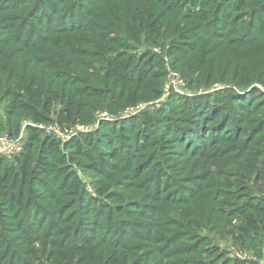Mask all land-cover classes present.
Here are the masks:
<instances>
[{
  "label": "rangeland",
  "instance_id": "1",
  "mask_svg": "<svg viewBox=\"0 0 264 264\" xmlns=\"http://www.w3.org/2000/svg\"><path fill=\"white\" fill-rule=\"evenodd\" d=\"M164 1L154 30L128 39L122 0H0V157L40 152L35 127L69 169L51 166L34 188L65 184L58 207L5 211L0 264H264V0H218L230 6L206 17L210 32L191 30L199 3ZM173 40L183 53L168 52ZM144 53L153 77L131 86L150 98L113 110L107 59ZM28 87L48 120L15 108ZM49 87L58 97L45 109ZM73 92L72 113L81 101L88 121L64 122ZM142 113L162 122L145 127Z\"/></svg>",
  "mask_w": 264,
  "mask_h": 264
},
{
  "label": "trees",
  "instance_id": "2",
  "mask_svg": "<svg viewBox=\"0 0 264 264\" xmlns=\"http://www.w3.org/2000/svg\"><path fill=\"white\" fill-rule=\"evenodd\" d=\"M189 1H191L193 5L195 3H199L200 5L199 12L201 13L198 12L199 14L194 16H198L201 21L197 25H192V27L195 26L194 28L191 27V30L194 31L197 30L196 27L203 22L198 26V29H201L203 32H210L209 29L214 28V24L212 23L214 18L212 20H208L206 17H209V15L214 13L219 14L220 10H222V14H224L226 13L225 9L230 6L229 4H225L229 1L224 2V4H218V0H188V2ZM71 2H69V5H71ZM162 2L165 3L166 1L163 0ZM122 3L125 7L126 16L130 19L128 23V39H131L134 36L141 38V36H144V33L142 32L143 30L150 31L151 28L154 30L157 22L166 14V12L161 9L164 3L158 4L161 3V0H122ZM167 8L170 9L171 5H168ZM231 9H237L236 4L233 2L231 3ZM181 38H183V36ZM180 40H177L176 42L173 40L169 46L168 52L171 53L178 48L177 50L180 53H183L185 48H182L180 45H178V43L182 42ZM101 51L102 53H105L107 51V46L103 45L101 47ZM84 52L87 55H92L91 53L94 51L85 50ZM138 61L139 63L142 62L143 65L138 66ZM138 61L136 59H132L130 55L124 56V54H119L117 57H109L107 59V64L103 71L110 84V90L107 92L110 94L108 99L110 100V98H113L112 103L110 104L113 110L121 106L125 107L127 105L134 104L136 101H142L150 98L149 95H145L143 92L140 93V84H137L134 87L131 86V84L136 83L137 81L148 79L149 76L153 77L151 73L153 68L150 67L152 61L151 54L144 53L141 60ZM132 72H134V75L131 74ZM243 82L244 81H240L239 84ZM118 87H121V90L118 93H115V90ZM126 89L129 91V95L124 97ZM27 92L29 99L31 100L21 103L20 107L15 108H21L23 111H28L30 116L35 121L48 120L46 115L39 113L36 110V108L40 105V101L35 99L41 95V92H38L36 95H34L30 87L27 88ZM47 92L51 93V96L46 101L45 109H48L52 103V100L58 97V94H53L54 91L50 87L47 88ZM145 92L157 95L159 94V86H148L147 89L145 88ZM4 93L5 96L14 95L13 98L15 99H24V95L16 88L14 89L12 87H6ZM74 96L75 94L73 92L67 99L64 110L68 109L69 112L67 116H65L64 122L88 121L90 119L91 112H84L82 110L81 101H79L80 106L78 113H72V107L75 104V101L73 100ZM96 97L101 98L104 96L98 92ZM120 97H123L122 101L119 100ZM10 104L12 105L11 102ZM235 105L239 107L240 111L245 106L240 105L239 102H236ZM11 112L12 111H10V113ZM141 118V125L145 127L149 126L152 121L157 123L162 122L161 116H157L154 120L149 122L147 119L148 115L146 113H142ZM2 126L3 123L0 116V129ZM29 129L30 137L41 143L39 147L40 152L34 155L31 153V147H26L25 150L21 152V155L15 158L13 165H10L11 163H7L4 158L0 157V220L5 219L8 216L5 211H11L13 207L22 209L26 204H29L30 207L36 208V205H34L33 202L37 203L38 200L47 199L49 206L53 208H56L61 204V195L58 193L65 189V184L60 185L61 187L59 186L60 188L58 192L48 195L43 193L44 190L42 188L39 189L41 190L39 192L34 191V188L37 187V183L44 182L43 179H41V176H45V174H51L52 171H54L51 166L56 167L59 165L61 167V169L59 167V171L63 169V171L60 172H68L69 169L65 165L66 158L63 155L64 153L60 150L59 143H57L55 139L50 136L41 138L37 128L30 127ZM78 139H80V141H75L76 146H72L71 150L81 152L82 146L80 142L84 140L87 141L88 137L84 138L83 135H80ZM252 226L256 227V223L253 220ZM4 242L8 243L7 241Z\"/></svg>",
  "mask_w": 264,
  "mask_h": 264
},
{
  "label": "built area",
  "instance_id": "3",
  "mask_svg": "<svg viewBox=\"0 0 264 264\" xmlns=\"http://www.w3.org/2000/svg\"><path fill=\"white\" fill-rule=\"evenodd\" d=\"M1 140V139H0Z\"/></svg>",
  "mask_w": 264,
  "mask_h": 264
}]
</instances>
